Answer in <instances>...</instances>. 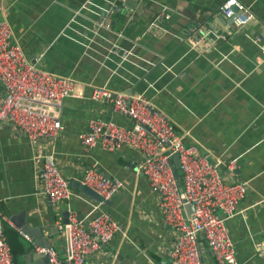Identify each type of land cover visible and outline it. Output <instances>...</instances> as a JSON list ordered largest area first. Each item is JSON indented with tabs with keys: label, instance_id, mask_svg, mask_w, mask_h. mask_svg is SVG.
I'll list each match as a JSON object with an SVG mask.
<instances>
[{
	"label": "crops",
	"instance_id": "obj_1",
	"mask_svg": "<svg viewBox=\"0 0 264 264\" xmlns=\"http://www.w3.org/2000/svg\"><path fill=\"white\" fill-rule=\"evenodd\" d=\"M223 1L114 0L115 10L101 13L103 32L85 39L111 0H0V21L9 23L13 42L30 61L84 83V97L63 102L61 133L38 149L54 155L69 181L80 182L95 167L121 184L96 209L95 200L71 185V197L54 209L36 178L33 145L1 122L0 208L14 264H46L34 250L42 246L36 240L49 241L65 258L67 241L57 221L64 222L68 208L79 216L108 212L120 227L85 264H171L175 233L138 169L141 152L129 145L88 148L78 140L91 119L132 124L111 103L88 98L98 85L144 95L187 134L185 144H196L219 163L225 181L246 183L239 213L226 225L238 263L264 264V0H239L252 13L239 27L221 13ZM194 26L202 27L196 35L205 37V50L188 35ZM3 96L0 84V104ZM199 245L203 264H213L202 235Z\"/></svg>",
	"mask_w": 264,
	"mask_h": 264
},
{
	"label": "built area",
	"instance_id": "obj_2",
	"mask_svg": "<svg viewBox=\"0 0 264 264\" xmlns=\"http://www.w3.org/2000/svg\"><path fill=\"white\" fill-rule=\"evenodd\" d=\"M220 10L227 19L233 18L238 27L252 19L248 7L239 0H224ZM201 31V26H194L188 35L193 37L197 49L205 50L202 46L205 37L196 35ZM0 84L4 93L0 123L5 121L33 145L38 162L37 181L48 204L58 209L73 194L70 181L63 175L54 155L38 148L41 141H52L61 133L63 102L68 97H84V83L39 68L13 42L11 27L2 20ZM88 98L111 103L114 112L131 121V126H125L112 120L91 119L87 129L78 134V140L88 148L114 151L121 145H129L141 152L138 169L158 197L164 223L175 233V241L169 249L171 264H203L200 235L215 260L213 264H239L226 220L239 213V202L247 191L246 183L225 181L219 163L211 162L196 144H185L187 134L178 132L169 116L144 95H128L98 85L91 87ZM175 155L180 184L173 171ZM80 182L103 198L93 209L112 198L121 185L95 167H88ZM186 204L192 205L193 210L187 212ZM66 219L67 222H62L61 218L57 221L67 241L64 259L51 246L34 245L36 252L47 256L49 264H85L120 228L108 212L79 216L68 208ZM6 221L8 218L0 208V264H14L4 234Z\"/></svg>",
	"mask_w": 264,
	"mask_h": 264
},
{
	"label": "water",
	"instance_id": "obj_3",
	"mask_svg": "<svg viewBox=\"0 0 264 264\" xmlns=\"http://www.w3.org/2000/svg\"><path fill=\"white\" fill-rule=\"evenodd\" d=\"M114 1V0H113ZM113 1L111 0V3L109 2V4H106V3H103L104 5V7L102 8V9H100V11L98 12V16L96 17V19H95V23H92L91 22V26L89 27L88 26V28L86 29V32L84 33L85 34V36L86 37H84L85 39H88L89 38V36H93L94 37V35H92V34H96L97 33V35H99L100 33H102L103 31H102V29H103V24L102 23H100V22H102V19H103V17H102V15H101V13L102 12H105V11H107V12H110V11H112V10H115L114 8H116V7H113L112 8V3H113ZM89 4H86V6H88ZM121 6V5H120ZM75 15H77V14H75ZM231 20H233V18H230ZM101 24V25H100ZM92 33V34H91ZM188 37V36H187ZM172 163L174 164V169H173V171H174V174H175V177H176V179L178 180V183L180 184L181 182H180V177H179V172H178V168H179V163H178V160H177V155H175L174 157H173V159H172ZM70 185H72V186H74V187H77V188H79L80 190H82V192L84 193V194H86L87 196H89L91 199H93V200H95L96 202H100V201H102L103 200V198L99 195V194H97L95 191H93L92 189H90L89 187H87L86 185H83L81 182H79V181H70ZM109 201L107 200V201H105V204L106 203H108ZM185 208H186V210H187V212H190V211H192L193 209H192V205H190V204H186L185 205ZM64 222H67V219L65 218L64 219ZM34 238H38V237H34ZM37 242H39L38 244H41L42 246H50V242L49 241H39V240H36ZM44 258V262L46 263V264H49L48 263V258H47V256L46 255H44L43 256Z\"/></svg>",
	"mask_w": 264,
	"mask_h": 264
}]
</instances>
